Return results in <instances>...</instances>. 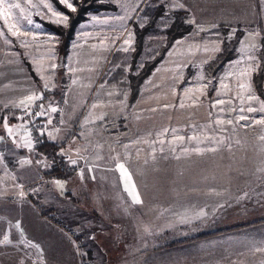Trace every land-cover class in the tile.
Returning a JSON list of instances; mask_svg holds the SVG:
<instances>
[{"label": "rangeland", "instance_id": "obj_1", "mask_svg": "<svg viewBox=\"0 0 264 264\" xmlns=\"http://www.w3.org/2000/svg\"><path fill=\"white\" fill-rule=\"evenodd\" d=\"M102 1H108L111 8L88 12L66 41L41 21L55 23L45 4L68 16L51 0H6L0 5V76L19 71L13 61L20 59L25 66L28 61L38 77L33 80L36 94H42L35 107L20 106L17 111L10 105L0 106V120L20 123L17 133L26 138L27 145L31 123L42 125L45 135L64 129V140L75 127L78 131L91 123L106 131L115 142L111 143L114 149L117 143L123 144L126 166L134 162L137 172H142L139 195L143 201L125 207L129 217L135 216L134 231L137 236L139 228L141 248L140 254L126 248L121 255L125 264H264V124L255 123L264 118L260 112L264 100L252 80L264 35L262 1L216 0L208 11L196 13L192 0H157L164 4L166 15L193 9V13L188 11L193 28L175 40L143 81L133 103L128 102L127 87L107 82L106 69L115 50L134 47L133 22L144 20L152 0ZM70 2L77 7L75 0ZM3 8H7L6 15ZM219 23L225 25L229 39L237 30L242 36L235 57L225 64L209 95L203 68L222 41L194 37ZM12 31L25 35L13 36ZM130 34V44H125ZM82 91L81 105L77 95ZM8 93L11 97L12 90ZM70 94L72 109L67 112ZM249 107L256 111L249 112ZM50 139L63 158L65 141ZM147 151L150 162L142 170ZM165 163L174 167L179 189L169 188L173 185ZM37 164L52 166L50 150L43 152ZM125 202H132L128 189ZM232 225L236 226L216 236L161 247L203 229Z\"/></svg>", "mask_w": 264, "mask_h": 264}, {"label": "crops", "instance_id": "obj_2", "mask_svg": "<svg viewBox=\"0 0 264 264\" xmlns=\"http://www.w3.org/2000/svg\"><path fill=\"white\" fill-rule=\"evenodd\" d=\"M215 3L192 0L196 13H204ZM193 9L188 11L193 13ZM18 60L13 61L18 72L10 70L0 76V106L10 105L14 110L24 104L34 106L40 100H27L37 89L27 67ZM83 98L84 91L77 95L81 105ZM67 104L65 110L69 112L72 94ZM20 126L14 119L0 120V241L8 237L7 243H0V264H125L121 255L126 248L140 254L135 216L125 213L127 204H139L126 203L125 192L134 185L139 193L142 172H137L134 162L126 166L123 144L117 143L114 149L111 143L115 142L109 140L106 131L91 123L78 131L76 128L66 140L64 129L53 130L47 138L65 141L60 144L64 160L78 162L76 169L65 175L50 177L46 176L50 167L37 164L45 151L27 145L26 138L17 133ZM145 158L148 161L140 166L142 170L147 169L151 153L147 151ZM119 164L124 165L128 175H122ZM164 169L173 185L169 188L179 189L174 167L165 163Z\"/></svg>", "mask_w": 264, "mask_h": 264}, {"label": "trees", "instance_id": "obj_3", "mask_svg": "<svg viewBox=\"0 0 264 264\" xmlns=\"http://www.w3.org/2000/svg\"><path fill=\"white\" fill-rule=\"evenodd\" d=\"M51 1L68 14L67 26L58 25L47 20L41 21L65 41L71 38L77 24L86 18L88 12H93L101 8L108 9L112 6L108 1L102 0H75L77 7L76 11L72 12L61 4L59 0ZM143 16L145 17L143 21L133 22L135 32L134 47L127 51L121 49L115 50L110 56L106 69L109 72L107 82L119 84L129 89V103H133L138 97L143 81L165 57L175 40L187 36L193 28L187 10L177 9L173 10L170 15H166L164 4L162 2L158 3L157 0H152L148 4V8L145 10ZM224 26V24L219 23L217 26L207 29L194 37L201 40L222 41L220 50L213 58L205 63L203 68L206 75V82L208 83L209 95L215 90L216 81L225 64L235 57L237 53L236 49L242 36V31L237 30L235 35L229 39L226 37V32L223 29ZM259 58V66H257V70L253 73L252 80L255 92L264 100V35L260 40ZM25 64L33 79L38 81V77L32 69L31 64L28 61H25ZM35 105H37V101ZM35 147H39L45 153H48L50 142L38 144ZM233 226L236 225L203 229L190 236L172 240L161 247L173 246L190 240L211 236L228 230Z\"/></svg>", "mask_w": 264, "mask_h": 264}, {"label": "snow or ice", "instance_id": "obj_4", "mask_svg": "<svg viewBox=\"0 0 264 264\" xmlns=\"http://www.w3.org/2000/svg\"><path fill=\"white\" fill-rule=\"evenodd\" d=\"M59 2L61 4H63L67 9L71 10L72 12L76 11V8L73 6V4L70 2V0H59ZM5 3H6V0H0V5H4ZM44 6L49 10V12H52V18H54L53 22H55L58 25L67 26L68 16L63 15V14L59 13L58 11H53L51 4H45ZM15 7H19V6L16 5ZM2 11L5 13V15L7 14V8H3ZM28 22L31 23V21H28ZM37 27H39V25H37ZM11 34L13 36L25 35L24 33H21L19 31H12ZM48 39L51 40V39H54V37H48ZM130 40H131V34L129 35V39L125 40L124 43L125 44H130ZM25 46H27V45H25ZM124 50L127 51L128 49L125 48ZM52 67L55 68V64H53ZM44 87L45 88L48 87L47 83L44 84ZM241 87H244V85H241ZM41 98H42V94H39V95L34 94L33 96L27 97V100L28 101H33L35 99H41ZM249 99L251 100V99H253V97L250 96ZM219 103H223V101H219ZM261 103L264 104V102H261ZM21 104H24V102L22 101ZM24 106L27 107L26 104H24ZM93 107H95V105H93ZM52 111H56V109L53 108ZM248 111L249 112H253V111H256V109H253V108L249 107ZM260 112L264 113V106H262L260 108ZM218 123H219V121H218ZM228 123H231V121H228ZM255 123L264 124V118H261V119L255 121ZM165 131H167V130H165ZM262 138H264V137H262ZM179 139L182 141L183 137H180ZM191 139H196V138L192 137ZM197 151H199V149H197ZM73 163H75V161H73ZM118 168L120 169L122 175H128L127 169L124 167L123 164H119ZM129 179H130V175H129ZM59 183L60 182L57 181V184H59ZM126 188H127V186H126ZM21 195H23V193H21ZM130 195L132 197V202L133 203H135V204H142L143 203V201L140 198L139 193L135 192V186L134 185H133L132 190L130 191ZM7 242H8V237L7 236L4 237L3 241H0V243H7Z\"/></svg>", "mask_w": 264, "mask_h": 264}, {"label": "built area", "instance_id": "obj_5", "mask_svg": "<svg viewBox=\"0 0 264 264\" xmlns=\"http://www.w3.org/2000/svg\"><path fill=\"white\" fill-rule=\"evenodd\" d=\"M31 112L33 110L31 109ZM37 122V121H36ZM76 127L73 131H75ZM28 137H29V144L30 146H35L38 144H43L45 142H50V153L52 154V166L50 167L49 172L46 176L56 177V176H63L66 173L76 169L77 164L73 162L65 161L62 156L60 155L57 145L55 142H52L47 138L44 131L42 132V125L37 123H31L30 126L27 127Z\"/></svg>", "mask_w": 264, "mask_h": 264}, {"label": "water", "instance_id": "obj_6", "mask_svg": "<svg viewBox=\"0 0 264 264\" xmlns=\"http://www.w3.org/2000/svg\"><path fill=\"white\" fill-rule=\"evenodd\" d=\"M61 58H62V55L59 56V59H58V62H57V65L60 66L62 64L61 62Z\"/></svg>", "mask_w": 264, "mask_h": 264}]
</instances>
